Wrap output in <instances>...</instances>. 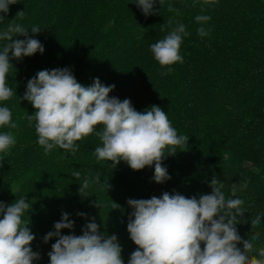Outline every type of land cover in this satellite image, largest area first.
Here are the masks:
<instances>
[{"label":"trees","instance_id":"1","mask_svg":"<svg viewBox=\"0 0 264 264\" xmlns=\"http://www.w3.org/2000/svg\"><path fill=\"white\" fill-rule=\"evenodd\" d=\"M20 11L22 19L16 17ZM152 13L146 16L135 0H17L6 14L0 13V31L15 20L29 29L28 37L16 39L34 38L44 47L42 54L10 59L7 83L14 95L0 101L16 125L0 127V133L15 138L13 146L0 152V202L9 205L22 197L29 202L22 219L35 236L31 248L39 259L33 264H50L48 253L57 238L47 243L43 238L55 230L62 213L74 227L61 235H82L94 220L102 235L117 237L128 264L137 246L127 231L134 219L127 201L160 198L165 192L199 199L211 194L214 177L223 183L226 199L243 200L245 213L236 224L242 241L259 233L254 248L264 247V0H156ZM197 15L211 17L203 25L210 29L205 37L197 33ZM177 23L189 35L180 47L183 63L171 65L169 73L150 45ZM33 26L41 31L33 34ZM4 43L0 41V50ZM64 68L86 87L96 78L105 86L115 85L109 97L129 99L137 111L156 105L167 113L178 135L189 137L162 161L170 179L155 182L154 165L134 171L124 161L114 168L111 161H98L94 150L102 144L95 133L76 141L74 155L58 146L45 154L35 121L28 119L35 109L23 97L39 71ZM74 171L81 173L79 179ZM97 175L100 183L91 184L82 196L79 184ZM257 215L261 222L252 229Z\"/></svg>","mask_w":264,"mask_h":264},{"label":"clouds","instance_id":"2","mask_svg":"<svg viewBox=\"0 0 264 264\" xmlns=\"http://www.w3.org/2000/svg\"><path fill=\"white\" fill-rule=\"evenodd\" d=\"M135 2L146 16L153 14L156 0ZM159 2L163 4V0ZM204 2L211 4L215 0ZM15 3L17 0H0V13L6 14L9 5ZM168 10L177 11L171 5ZM24 14L23 11L17 12L16 17L22 19ZM3 19L0 16V21ZM210 19L207 15L195 17L201 25L197 29L199 36L209 34L210 29L203 25ZM167 23L171 25L172 21ZM30 30L33 34L41 31L37 26ZM28 32L29 29L15 20L0 31V41L6 42L0 50V101L14 95L7 83L8 73L13 68L10 59L44 52L37 39L15 38L28 37ZM187 35L186 26L177 23L163 39L150 45L155 60L162 68L167 67L169 73L173 70L171 65L183 63L180 47ZM114 88L115 85H103L98 78L86 87L77 82L69 68L39 71L28 81L23 97L35 109L28 119L35 121L38 144L44 148L45 154L58 146L74 155L78 151L76 141L95 133L102 144L94 150L98 161H111L113 168L124 161L134 171L154 165L155 182L170 179L162 161L166 155L176 154V148L188 143L189 137L178 135L167 113L159 106L153 105L140 112L129 99L110 98L109 93ZM11 119L10 109L0 107V127L15 128ZM98 125L102 127L96 131ZM14 144L15 138L10 133H0V152ZM72 176L79 179L81 173L74 171ZM93 183H100L99 175L94 179H83L79 184L80 194L86 197V190ZM105 186L108 190V181ZM210 187L211 194L201 195L199 199L167 192L160 198L129 199L127 203L134 209L131 213L134 219L130 218L127 231L137 248L131 253L128 264H264V247L254 248L259 233L242 241L236 228L237 217L245 213L241 207L243 200L226 199L222 191L224 185L215 177ZM242 187L246 188L247 183ZM236 192L237 185L233 184L232 197H236ZM29 207L24 197L9 205L0 202V264H33L39 259V253L31 248L35 236L22 219ZM260 222V215L251 219L252 229ZM73 227L74 221L67 213H62L61 220L54 224L55 230L44 236L45 243L57 238L48 253L50 264H124L122 248L115 235H102L94 220L85 226L82 235H61V230ZM240 243L242 249L237 247ZM254 251L255 255L252 254Z\"/></svg>","mask_w":264,"mask_h":264}]
</instances>
